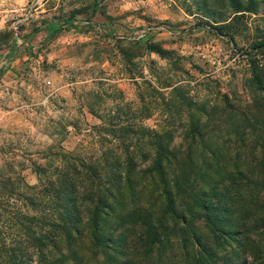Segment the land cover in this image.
<instances>
[{
	"label": "rangeland",
	"instance_id": "obj_1",
	"mask_svg": "<svg viewBox=\"0 0 264 264\" xmlns=\"http://www.w3.org/2000/svg\"><path fill=\"white\" fill-rule=\"evenodd\" d=\"M93 1L0 0V172L32 184L31 163L47 155L98 156L93 128L109 122L170 127L174 147L183 150L185 128L197 116L202 146L214 150L198 170L199 185L233 200L218 230L194 216L189 230L179 223L176 233L149 243L143 227L135 228L133 237L120 235L119 247L112 243L116 250L84 241L77 261L264 264V58H254L260 89L250 81L247 54L264 38V0H252L250 10L230 0H95L92 15ZM70 15L73 27L52 36L31 32ZM195 23L202 27L188 31ZM209 25H221L222 34ZM175 85L193 103L176 102ZM187 201L177 210L191 218L197 207Z\"/></svg>",
	"mask_w": 264,
	"mask_h": 264
},
{
	"label": "trees",
	"instance_id": "obj_2",
	"mask_svg": "<svg viewBox=\"0 0 264 264\" xmlns=\"http://www.w3.org/2000/svg\"><path fill=\"white\" fill-rule=\"evenodd\" d=\"M230 1L238 10L251 9L252 0L245 6L239 0ZM97 4L94 0L91 5L92 15ZM70 16L52 17L44 27H35L31 32L43 28L46 36H52L73 27ZM200 27L195 23L188 31ZM209 28L217 34L223 32L221 25H209ZM142 45L147 51L163 56L161 49L146 42ZM247 54L250 81L262 89L254 58L256 55L264 58V38L253 43ZM170 93L179 104L193 103L187 100L182 86H172ZM189 116L193 117V113ZM93 129L100 141L98 156L70 152L55 157L47 155L43 162L31 163L35 178L32 184L17 172H12L13 177L0 172V264H80L77 253L84 241L95 250H116L112 243L119 247L122 233L133 237V229L143 227L148 242H158L163 232L176 233L179 223L188 230L192 228L194 216L218 230L217 224L223 222L233 200L212 187L208 193L199 185L203 176L198 170H202L205 156L213 155L214 150L202 146L203 133L197 116L185 128L188 143L183 150L174 147L170 127L109 122ZM105 142H110V146H102ZM149 194L151 198L147 197ZM187 198L197 207L191 218L177 210L178 203L188 208ZM155 202L159 205L156 213L152 209ZM107 222H113V226L104 231ZM190 233L201 245L199 236L192 230ZM220 233L228 237L231 231ZM120 264L132 263L126 260ZM225 264L249 263L243 258Z\"/></svg>",
	"mask_w": 264,
	"mask_h": 264
}]
</instances>
